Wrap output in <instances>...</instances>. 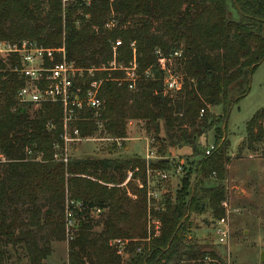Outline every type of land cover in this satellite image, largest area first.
<instances>
[{
    "label": "trees",
    "instance_id": "trees-1",
    "mask_svg": "<svg viewBox=\"0 0 264 264\" xmlns=\"http://www.w3.org/2000/svg\"><path fill=\"white\" fill-rule=\"evenodd\" d=\"M0 41L63 47L77 66L104 68L113 49L117 65L127 66L133 43L134 89H128L121 69L97 73L103 79L102 108L96 120L91 110L81 113L74 122L80 136L96 133L99 120L108 135L126 139L128 122L142 121L156 139L162 132V142L189 146L197 158L192 183L191 170L183 167L175 200L166 198L158 208L148 206L146 170L168 169L164 157L54 161L61 105L44 103L32 114L18 105L15 94L23 81L12 70L17 58L0 56V153L6 159L0 162V264L17 257L18 249L27 264H47L50 244L65 238L67 199L83 206L67 244V264H226L212 245L187 234L192 213L208 208L216 219L224 213L226 125L264 61V0H0ZM167 73L179 89H166ZM217 106L220 114L213 111ZM211 131L214 149L204 155L208 145L197 139ZM263 139L261 108L246 122L238 151H254ZM27 147L39 161L25 158ZM128 172L131 178L121 185ZM207 179L213 184H204ZM94 208L101 210L95 221ZM148 215L158 222L157 235L154 224L147 226ZM113 240L127 242L123 254Z\"/></svg>",
    "mask_w": 264,
    "mask_h": 264
},
{
    "label": "rangeland",
    "instance_id": "rangeland-1",
    "mask_svg": "<svg viewBox=\"0 0 264 264\" xmlns=\"http://www.w3.org/2000/svg\"><path fill=\"white\" fill-rule=\"evenodd\" d=\"M233 17L237 19V14L231 8ZM264 108V61L255 69L251 76L249 93L232 107L226 125V134L229 141L227 154L230 161L227 165V175L224 182L227 191L226 207L221 206L224 217L229 225V237L225 244L216 242L214 231L212 230L217 220L208 208L203 212L192 213V227L188 231V238L201 243L212 245L221 255L226 264H264L259 260V255L264 251V139L256 146L254 151H238L239 145L243 142L246 122L252 115ZM215 114L221 113V107L213 109ZM32 114V111L29 110ZM127 138L115 139L105 131L96 132L89 139L80 141L70 147V157H93L96 159H116L127 156L144 157L148 149L156 156H161L174 164L182 163L185 169H190L189 183L194 180L193 161L197 158L192 155L189 146L169 147L167 142L153 136L142 121H129L127 124ZM214 141V132L211 131L197 139L203 147L210 145ZM126 146L129 149L126 151ZM161 148V152L157 150ZM168 169H171L169 166ZM129 173V172H128ZM121 185L128 181L127 176ZM185 171L179 175H171L166 180H159L156 174L150 177L153 179L159 190V197L156 201H147L148 206L158 208L166 198L175 200L180 188L182 177ZM126 182V183H125ZM212 179L204 181L206 185L213 184ZM147 199V198H146ZM222 205V204H221ZM94 221L99 220V216L92 214ZM149 216V215H148ZM219 218V217H217ZM152 217H147L148 228L152 226ZM101 226L93 228L99 231ZM71 229L65 230L63 240L53 241L51 253L45 259L47 264H67V244L70 241ZM124 246L127 244L123 242ZM124 252L122 243H117ZM12 252V251H11ZM13 254V258L7 264H27V256L20 249Z\"/></svg>",
    "mask_w": 264,
    "mask_h": 264
},
{
    "label": "built area",
    "instance_id": "built-area-1",
    "mask_svg": "<svg viewBox=\"0 0 264 264\" xmlns=\"http://www.w3.org/2000/svg\"><path fill=\"white\" fill-rule=\"evenodd\" d=\"M132 47V58L125 67L118 66L114 57L109 63L108 68L104 67H79L73 61H68L64 48H45L37 46L31 42L7 43L0 41V56L14 55L17 58V64L12 68L22 79L23 85L17 90L15 99L18 105L34 110L44 103H58L61 105V131L59 133L60 144L53 146V160L62 162L66 165L70 157V147L80 141L89 139L81 137L79 130L75 127L76 122L81 113L85 110L92 111V117L96 120L99 117V111L102 108V100L98 94L103 79L97 78L96 74L105 69H121L124 71V79L128 83V89H134L136 79V56L134 44ZM176 55V53H175ZM160 65L165 70V59H159ZM165 86L168 90H177L180 85L176 77L166 74ZM202 112V111H201ZM97 131H103L101 121H96ZM117 140V138H115ZM214 149V144L208 145L204 150V155H209ZM25 158L31 160H40V156H35L30 148H25ZM148 161L162 159L156 156L154 152L149 151L144 156ZM6 161L4 155L0 153V162ZM169 161V160H168ZM171 169H152L147 166L146 170V198L147 201H156L160 195L159 190L150 177L156 174L159 180H166L171 175H179L183 171V164H174L169 161ZM131 177L128 173L127 180ZM125 182V183H126ZM150 206V205H149ZM222 206L226 207V202H222ZM83 206L80 202L66 200L65 203V230L71 229L70 240L72 239V230L77 225L76 213L82 211ZM100 209L94 208L91 214L98 215ZM150 218V216H148ZM155 225L154 235L158 234V222L151 220ZM216 242L225 244L229 237V225L226 218L221 217L215 221L212 228ZM117 243H124L120 240L111 241V245L115 246L117 252L121 254Z\"/></svg>",
    "mask_w": 264,
    "mask_h": 264
},
{
    "label": "water",
    "instance_id": "water-1",
    "mask_svg": "<svg viewBox=\"0 0 264 264\" xmlns=\"http://www.w3.org/2000/svg\"><path fill=\"white\" fill-rule=\"evenodd\" d=\"M165 161H168L167 159ZM259 260L264 263V251H262L259 255Z\"/></svg>",
    "mask_w": 264,
    "mask_h": 264
},
{
    "label": "crops",
    "instance_id": "crops-1",
    "mask_svg": "<svg viewBox=\"0 0 264 264\" xmlns=\"http://www.w3.org/2000/svg\"><path fill=\"white\" fill-rule=\"evenodd\" d=\"M125 149H126V151H127V150L129 149V147H128V146H126V148H125Z\"/></svg>",
    "mask_w": 264,
    "mask_h": 264
}]
</instances>
